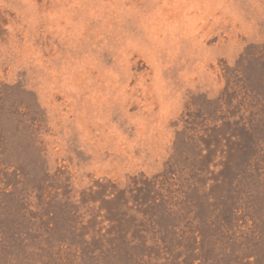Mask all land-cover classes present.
I'll return each instance as SVG.
<instances>
[{"label": "rangeland", "instance_id": "rangeland-1", "mask_svg": "<svg viewBox=\"0 0 264 264\" xmlns=\"http://www.w3.org/2000/svg\"><path fill=\"white\" fill-rule=\"evenodd\" d=\"M0 264H264V0H0Z\"/></svg>", "mask_w": 264, "mask_h": 264}]
</instances>
